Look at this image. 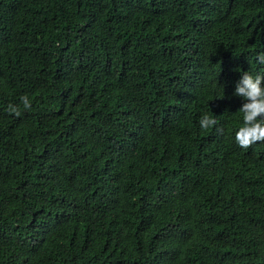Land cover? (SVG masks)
Instances as JSON below:
<instances>
[{
	"label": "trees",
	"instance_id": "1",
	"mask_svg": "<svg viewBox=\"0 0 264 264\" xmlns=\"http://www.w3.org/2000/svg\"><path fill=\"white\" fill-rule=\"evenodd\" d=\"M261 54L264 0H0V264H264Z\"/></svg>",
	"mask_w": 264,
	"mask_h": 264
},
{
	"label": "clouds",
	"instance_id": "2",
	"mask_svg": "<svg viewBox=\"0 0 264 264\" xmlns=\"http://www.w3.org/2000/svg\"><path fill=\"white\" fill-rule=\"evenodd\" d=\"M258 62L264 64V54L258 56ZM235 96L242 97L246 102L240 108L243 113V126L236 132L235 140L243 148H250L257 142H264V74L253 76L244 72L242 78L237 82ZM24 108H30L27 96L21 98ZM9 109L19 116L18 108L9 105ZM202 129H209L217 124V120L210 116L201 117Z\"/></svg>",
	"mask_w": 264,
	"mask_h": 264
}]
</instances>
